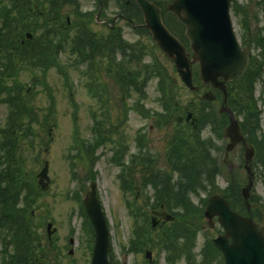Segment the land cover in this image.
Listing matches in <instances>:
<instances>
[{
	"label": "rangeland",
	"instance_id": "1",
	"mask_svg": "<svg viewBox=\"0 0 264 264\" xmlns=\"http://www.w3.org/2000/svg\"><path fill=\"white\" fill-rule=\"evenodd\" d=\"M105 2V0H103ZM121 1V0H120ZM125 0L120 2L123 3ZM157 1V0H156ZM162 2L163 12L165 11L168 15V10H164L167 2L169 0H159ZM239 4H242L241 11L237 14L231 10L232 22L234 31L239 39L245 36L246 43L250 44L251 52L253 57H255V62L258 64L260 69H262V78L264 77V64H262L261 54L264 53V0H237ZM79 4L82 9H94L96 11L90 13V24L88 27L92 30H97L99 33H106L107 26L101 22L102 19H108L109 21L114 19L116 27H120L121 32L127 36L132 42L140 39L149 41V35H139L135 32L129 25H127L128 18L118 19L120 8H117L114 0H109L107 4L101 5V16H98V21H95L96 14L99 11L96 0H79ZM119 7V6H118ZM63 17L66 13L62 11ZM70 17V16H69ZM170 22V18H168ZM113 21V20H112ZM133 23H138L139 18L135 17ZM247 22V24H246ZM248 26V31L244 28ZM179 30V28H178ZM74 30H72V33ZM248 32V33H247ZM148 44V43H147ZM152 48V47H151ZM153 53L156 54L158 58L157 62L162 63L163 75L167 77L163 84L160 85L159 80H152L146 84L147 98L144 101L143 112L144 114H149L148 117L144 118L137 111L131 109L128 112L126 119L128 122L125 125V129L122 131L125 133V140L129 144L130 150L135 149L133 147V139L135 130H138L141 125L147 128L150 127L147 132V137L150 138L151 142L148 144V149L157 148L158 152L163 151V144L166 133L170 131L172 126H166L163 130H160L154 124L155 111H160V105H158V100H164L167 105L166 110H162L168 115L175 108L179 109L185 105L194 102L199 98L200 94L208 89L209 86H201L196 93L190 91L179 79L177 72L174 71L172 64L165 58L161 57V53L157 52L155 48H152ZM159 57H158V56ZM145 61L149 60L148 55L143 58ZM74 57L68 55V53H61L59 55L57 64L60 66L63 72L66 73V77L62 76L60 72L54 67L48 70L46 78L41 85L34 87L33 91L35 95H32L28 85L23 86L25 90H22L23 96L28 100L31 99L33 103L34 112L36 118L31 124V131L34 134L32 139V147L29 145L28 140H19L17 147L16 169L18 170V175L23 183L24 189L22 192L17 193L16 198H20V204L22 203L23 193L27 191V187L34 185L38 187L37 180L34 179L35 174L43 166L44 160L49 163V177L50 184L47 190H42L38 194L30 193V201H34L31 205L35 214L34 221L31 222V228L35 232L33 237H30L26 242L32 243L33 249H35L37 255L36 257L31 254L29 262L27 264H89L91 251L88 249L89 238L82 232L81 228L83 225V217H81V211L79 210L78 201L68 197L74 195L78 190L79 184L77 181H73L71 178L72 166L71 160H74L73 166H77L80 173L84 172L85 176L83 181L84 189L80 197H83L88 189L89 181L95 179L97 182L98 195L103 203L105 214L110 223V238L112 244V258L113 260L123 263V264H152L149 259L144 257V248L142 246L134 247L133 253L129 252V249L133 245H137L138 239L135 238L133 233L134 219L130 218L127 213V208L124 204V198L119 189V182L116 177L118 168L111 164L109 161L110 157V146L111 143H105V141L100 138L94 142L92 134L90 132L91 125L97 124L99 121L105 124L107 120L106 115L113 114L114 110H106V104L101 103V99L104 98V94L101 93L99 88L97 91L93 87H97L88 75H94L92 72L86 71L89 65H83L79 68L73 65ZM166 67V68H165ZM0 75L4 71V68L0 65ZM86 71V73H83ZM2 77L1 79L5 78ZM174 81L171 83V80ZM20 79L22 81L28 82L30 80V75L28 73H22ZM3 82L8 87V79L5 78ZM88 84V86L85 85ZM100 84H104V78L100 77ZM67 85L69 88L66 87ZM261 82L256 83L254 98L257 101L258 109V122L256 136L262 134L264 135V106L262 99L260 97V87ZM46 87L52 89V91L46 90ZM160 89H163L166 95L161 94ZM90 90L95 92V95L91 96ZM27 91V92H26ZM72 92V93H71ZM27 94V96H25ZM72 94V95H71ZM160 94V95H159ZM110 96V95H108ZM72 97V99H71ZM137 96L128 91V97L126 98L127 104H133L134 99ZM48 101L50 103L49 107ZM200 103L196 101L194 105L197 107ZM205 103L204 105H206ZM54 106V110L51 108ZM220 106V102H215L210 105V111L217 112ZM147 108L150 110L147 111ZM54 115V120L50 121L52 129L49 135V127L45 115L48 111ZM7 108L3 103H0V125L4 123ZM118 112H116L117 114ZM224 120L223 126L226 123ZM75 125L78 129L79 138H73ZM254 128V127H253ZM38 135L36 136V134ZM195 133V132H193ZM208 133L206 127L200 130V135L205 136ZM137 134V133H136ZM197 134V133H196ZM191 132L186 131L183 136L178 140L177 147H180L182 153L186 156H192V149L197 153L201 150L200 145L204 146L201 142H198V136L194 137ZM186 138H185V137ZM82 141L83 145V165L79 163L78 158V145ZM212 143L218 144L219 140L213 136ZM90 143V144H89ZM99 143H102L99 145ZM226 141L223 139L222 144ZM133 144V145H132ZM209 145L208 142L206 143ZM75 145V148H73ZM95 145L94 152L91 153L90 148ZM240 145H237L230 153V165L221 167L217 160L205 158V155L196 154L200 157V160H195V167L189 169L188 173L191 176H195L199 173L200 177L193 179L188 176L197 185L198 191L188 192L186 199L190 207L194 211H201L202 219L200 223L197 224V231L199 234L195 237L194 233H190L187 238V248L183 252H177L179 250V243L175 237L171 239V244L173 248L169 252H164L159 248V243L151 245L148 248L152 250L153 258L158 260L156 264H221L218 255L209 248L211 245L206 246L205 242L207 238L211 240L217 232V228L220 226L216 223L214 228H210L207 225V219H203V211L206 207L207 198L214 195L215 193L224 194L225 197L233 203V207L239 211H243L244 204L241 197V189L246 184V172L243 167V152L241 151ZM154 153L156 150H153ZM264 153V147H263ZM19 154V155H18ZM221 158V155H219ZM74 157V158H72ZM127 160V158H125ZM211 160V163H210ZM209 165V170L211 164L214 166L212 174L209 175L210 181L206 178V170L202 167ZM252 170L254 172V185L251 189V197L249 199L250 203V213L251 215H256V217H262L260 210L264 205V167L262 168L260 162L252 165ZM128 178L132 176L127 175ZM212 182V183H211ZM190 184V182H188ZM3 186V185H2ZM137 189L140 190L139 186ZM153 187H143L142 192L154 194L152 190ZM1 191V190H0ZM136 191V189H135ZM213 192V193H212ZM10 194V191L8 192ZM137 194V192H135ZM206 197L204 203L201 199ZM137 205V203H134ZM20 206V205H19ZM137 207H134V211H137ZM32 209H29L31 212ZM144 212L145 207L142 208ZM264 211V209H263ZM15 212V211H14ZM30 216V215H29ZM43 216H48L52 221L53 225L57 228L56 233L53 235L54 245L46 247V230L45 223H42L41 218ZM190 216L194 217L192 214ZM181 217V219H183ZM180 219V215H179ZM138 223L141 224V219L138 217ZM264 220V217H262ZM142 227V226H141ZM73 236L75 243L69 245L68 237ZM7 242L3 243L0 241V248L2 246L7 247ZM45 245L42 250H39V243ZM54 246L56 247L54 249ZM73 249L71 255L68 254L67 249ZM127 248V249H126ZM55 250V251H54ZM60 250V253H59ZM140 251L139 253H137ZM59 253V254H58ZM170 253V257H166V254ZM49 255L51 259L45 258V255ZM57 254V255H56ZM1 255V253H0ZM11 255L8 252L7 262L5 264L11 263L9 257ZM44 255V256H43ZM169 261L166 262V259ZM1 259V258H0ZM38 259V261H37ZM145 259V260H144ZM1 264V263H0Z\"/></svg>",
	"mask_w": 264,
	"mask_h": 264
},
{
	"label": "trees",
	"instance_id": "2",
	"mask_svg": "<svg viewBox=\"0 0 264 264\" xmlns=\"http://www.w3.org/2000/svg\"><path fill=\"white\" fill-rule=\"evenodd\" d=\"M121 8L132 9L137 7L134 0H125L121 4ZM57 9L66 15H73L69 24L66 21L59 22L51 18L52 12ZM88 22V19L83 18V13H81L76 0H0V65L4 68L2 75H0V103L5 104L9 111L6 124L0 126V233L1 231L4 232L3 242L8 241L2 264L7 262L8 252L11 253L9 255L11 263L9 264H27L31 254L35 257L37 255L35 249L31 248L34 242H26L34 236L33 232H35L31 228L34 217L29 212L34 203L33 200L30 201L29 195L32 193L34 185L26 188L27 191L23 193L21 204L20 198H16L17 193L22 192L24 187L15 165L17 160L15 151L17 153L19 140H28L32 147V139L35 137L31 131V124L34 122L36 114L31 99L28 102L22 94V90H25L23 86L25 84L30 85V83L35 85L37 82L42 84L44 81H40L36 70L41 69L44 75L50 67L56 66V58L60 51H68L69 49L70 54L78 56V64H83L93 56L92 52L96 49L101 54L100 52L110 50L119 42L122 44V41L113 33L105 37L97 35L89 29ZM72 27L75 28L72 37L68 43H65L64 41H66ZM28 31L32 33L30 40L25 39V33ZM263 56L264 53L261 54V58ZM262 64H264V59H262ZM23 72H27L31 76L32 79L29 84L20 79ZM5 75V78L8 79V87L3 82L5 78L1 79ZM195 80H197L196 76ZM172 82L173 80H171ZM257 82H261L260 97L264 106V77L262 78V69L255 62V57H252L243 76L230 84L231 106L235 114L242 117L241 127L248 140L257 147L256 163L260 162L264 167V135L261 134L258 140V135L255 134L259 120L257 101L254 98ZM30 93L35 95L34 91ZM110 95L111 100L108 108L112 110L113 104L117 103V95L112 91ZM51 108L54 110L53 106ZM201 108L203 109L197 110L199 123L204 124L212 118L227 119L226 115L210 111L203 105ZM52 114L49 110L45 115V120L49 125H52L50 121L54 120ZM194 137L196 135H193ZM198 142L204 146L200 145L201 150L198 153L192 149V156H180L179 151H173L179 156L173 164L175 165L177 162L184 170L183 179L175 185H170L164 181L165 189L155 198L161 203L163 201L168 210L183 211L186 225L188 223L195 225L194 234L197 231V224L202 219V214L198 209L194 211L187 202V193L198 191L197 185L192 179L189 180L188 176L197 179L200 175L198 173L191 176L188 171L196 166L195 160H200L196 154L199 156L210 154L209 146L206 144L208 140L198 138ZM217 150L219 152V147ZM202 167L206 170L207 180L210 181L209 175L212 174L214 166L211 164L210 170L209 165L204 166L203 164ZM143 177L148 179L145 174ZM160 182L158 181L157 184ZM143 217L145 222L147 215L145 214ZM182 236L185 235L181 233L177 235L178 238ZM181 243L184 247L185 241ZM38 248L42 250L39 246Z\"/></svg>",
	"mask_w": 264,
	"mask_h": 264
},
{
	"label": "water",
	"instance_id": "3",
	"mask_svg": "<svg viewBox=\"0 0 264 264\" xmlns=\"http://www.w3.org/2000/svg\"><path fill=\"white\" fill-rule=\"evenodd\" d=\"M142 10L145 27L149 28L152 37L160 48L173 59L180 78L190 89L192 84L191 65L199 62L200 77L204 83L211 82L213 87H219L226 96L225 82L239 77L248 64V51L242 49L232 28L229 15L230 0H173L168 8L186 27V35L193 50L189 59L185 47L168 31L160 18L159 9L148 0H136ZM29 36V35H28ZM221 79V80H220ZM230 113V123L225 128V134L230 137L227 150L237 143L245 146V168L249 174L248 185L242 189L247 201L252 186V172L250 165L253 147L247 146L241 134L237 119ZM190 114L188 115V117ZM39 183L47 188V163L37 175ZM85 204L96 231V241L93 250L92 264H108L107 251L109 249L108 231L106 223L93 190L85 199ZM205 216L211 221L218 217L224 233L215 240V245L222 250L226 264H264V233L257 229L256 224L247 217H243L230 209L229 204L219 195L208 199ZM51 224H48L49 234ZM229 237L231 242L229 243Z\"/></svg>",
	"mask_w": 264,
	"mask_h": 264
},
{
	"label": "flooded vegetation",
	"instance_id": "4",
	"mask_svg": "<svg viewBox=\"0 0 264 264\" xmlns=\"http://www.w3.org/2000/svg\"><path fill=\"white\" fill-rule=\"evenodd\" d=\"M123 36L124 37H127V36H125L124 34H123ZM115 52H116V56L115 57H113L111 54H109L111 57H113V58H115V59H121V57H120V53H119V48H116L115 50H114ZM111 57H105V60H111L110 58ZM164 57V56H163ZM165 58V57H164ZM166 59V58H165ZM117 69L119 70L120 69V66L119 65H117ZM126 123V120L122 123V124H125ZM123 127V126H122ZM121 128V127H120ZM119 128L117 127V126H115V128H114V130H118ZM104 130V132L105 133H107L108 132V134H109V132L111 133L112 132V129L111 128H109V127H107L106 129H103ZM149 138V137H148ZM139 153V152H138ZM137 153V154H138ZM130 159H131V157H130ZM133 161L134 162H136V159H134V157H133ZM136 164V163H135ZM129 165H130V173H135V169H136V167H135V165H132L130 162H129ZM159 216V215H158ZM70 240V239H69Z\"/></svg>",
	"mask_w": 264,
	"mask_h": 264
}]
</instances>
